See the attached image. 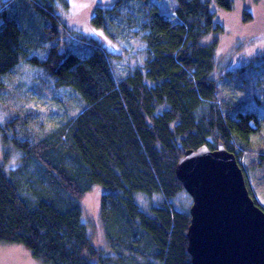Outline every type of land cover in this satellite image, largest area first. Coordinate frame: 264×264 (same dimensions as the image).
<instances>
[{"label":"trees","instance_id":"obj_1","mask_svg":"<svg viewBox=\"0 0 264 264\" xmlns=\"http://www.w3.org/2000/svg\"><path fill=\"white\" fill-rule=\"evenodd\" d=\"M172 1L167 13L158 0L97 5L89 21L101 32L87 35L58 13L71 0H0V87L13 86L8 77L25 62L40 70L39 88L52 89L53 104L73 111L37 120L41 107L25 105L0 123L1 141L20 152L13 168L0 161L1 242L23 245L43 264H192L190 202L175 206L186 196L175 165L185 149H213L219 140L264 209L240 161L259 115L217 97L216 42L202 43L223 29L212 3L230 10L234 0ZM131 35L145 44L141 61L120 69L102 40ZM63 90L73 94L66 101ZM20 118L35 129H20ZM255 165L264 166V149ZM95 185L105 188V246L94 244L83 220L81 198Z\"/></svg>","mask_w":264,"mask_h":264},{"label":"rangeland","instance_id":"obj_2","mask_svg":"<svg viewBox=\"0 0 264 264\" xmlns=\"http://www.w3.org/2000/svg\"><path fill=\"white\" fill-rule=\"evenodd\" d=\"M4 1V0H2ZM71 6L58 7L63 22L71 29L79 30L87 35H96L101 29L94 28L90 24V16L97 5L108 6L114 0H71ZM175 2V1H174ZM172 0H158L160 9L168 12L174 8ZM215 12V19L222 26V31L210 33L202 39V43L210 44L216 42L217 65L211 77L215 79L217 86V97L220 100L233 101L229 105L242 106V110L255 112L259 115L258 130L250 135L246 141V151L240 155V161L246 169V176L252 188L254 196L264 206V166L255 165L258 153L264 149V0H234L230 10L218 8L214 3L211 5ZM106 48L119 55L118 67L129 69L140 63L144 42L133 36L128 39H118L108 42L102 40ZM14 73V72H13ZM11 73L8 81L13 86L0 87V123L11 120L13 112L27 107H41V115L37 120H46L49 111L57 117L71 116L73 111L68 109L64 113L59 107V102L53 104L51 99L52 89H40L41 74L39 69L23 62L19 64L16 74ZM19 76L23 80L20 86L15 85ZM59 97V91H58ZM72 93L65 96L64 90L60 92L63 99H69ZM73 95V94H72ZM9 96V98H8ZM24 97L27 98L25 101ZM47 102H49L47 106ZM51 106V107H49ZM30 115V119L35 118ZM20 129H35L30 124L18 121ZM256 125L255 122H251ZM20 152L10 142L3 143L0 138V161L5 168H13L19 163ZM248 165L250 166L248 168ZM105 188L95 185L81 198L83 220L87 224L91 240L97 246H105V234L100 222V199ZM186 192V191H185ZM190 199H189V198ZM175 206L182 207L183 202L192 199L186 192L179 193L175 198ZM148 201V200H147ZM155 203L157 201H154ZM146 202L143 201V204ZM176 206V207H177ZM179 207V208H180ZM178 208V207H177ZM0 264H43L39 259L33 257L30 251L18 243L0 241Z\"/></svg>","mask_w":264,"mask_h":264},{"label":"water","instance_id":"obj_3","mask_svg":"<svg viewBox=\"0 0 264 264\" xmlns=\"http://www.w3.org/2000/svg\"><path fill=\"white\" fill-rule=\"evenodd\" d=\"M175 174L192 202V264H264V209L250 195L235 154L217 141L185 149Z\"/></svg>","mask_w":264,"mask_h":264}]
</instances>
